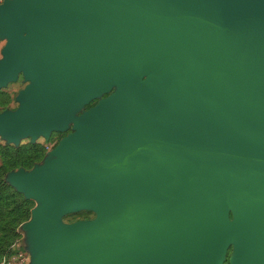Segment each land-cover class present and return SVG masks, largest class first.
Masks as SVG:
<instances>
[{"label":"water","instance_id":"obj_1","mask_svg":"<svg viewBox=\"0 0 264 264\" xmlns=\"http://www.w3.org/2000/svg\"><path fill=\"white\" fill-rule=\"evenodd\" d=\"M0 39V137L72 129L7 174L29 264H264V0H2Z\"/></svg>","mask_w":264,"mask_h":264},{"label":"rangeland","instance_id":"obj_2","mask_svg":"<svg viewBox=\"0 0 264 264\" xmlns=\"http://www.w3.org/2000/svg\"><path fill=\"white\" fill-rule=\"evenodd\" d=\"M2 0H0L1 2ZM4 40L0 39V48ZM26 81H23L19 73L16 80L8 82L5 86L0 87V112L4 109H14L17 106L15 96L17 92L24 87ZM102 96H105L103 94ZM97 99L90 100L81 108L75 111L78 115L95 104ZM72 131L71 125L61 132L51 131L47 139L38 136L31 140L29 137L19 139L15 145L8 143L0 137V179L3 180L6 188L0 190V264H17L18 260L8 259V255L2 254L3 249L13 240V230L20 231L22 239L20 249L27 255V264H29V255L26 252V243L23 233L20 230L21 225L30 218V210L33 207V201L25 199L22 193L18 192L7 181V174L16 171L19 168L30 170L33 165L41 164L47 151L54 147L59 139ZM95 213L85 208L73 212H67L61 216L60 222L64 224L72 223L78 220L92 219ZM16 238V237H15ZM14 238V240H15ZM13 240V241H14ZM231 248H228L222 264H229V254Z\"/></svg>","mask_w":264,"mask_h":264},{"label":"built area","instance_id":"obj_3","mask_svg":"<svg viewBox=\"0 0 264 264\" xmlns=\"http://www.w3.org/2000/svg\"><path fill=\"white\" fill-rule=\"evenodd\" d=\"M22 239V234H20V231H17V237L15 240L10 244V253L8 254V259L12 260H18L17 264H27V255L23 250L20 249V243Z\"/></svg>","mask_w":264,"mask_h":264},{"label":"trees","instance_id":"obj_4","mask_svg":"<svg viewBox=\"0 0 264 264\" xmlns=\"http://www.w3.org/2000/svg\"><path fill=\"white\" fill-rule=\"evenodd\" d=\"M0 146H2V145H0ZM7 186L4 184V182H3V180L2 179H0V190H2V188H6ZM14 232H13V240H14V238L15 237H17V231L14 229L13 230ZM13 240H11V242L10 243H8L7 245H6V247L3 249V251H2V254H6V255H8L9 253H10V248H9V246H10V244L13 242Z\"/></svg>","mask_w":264,"mask_h":264}]
</instances>
